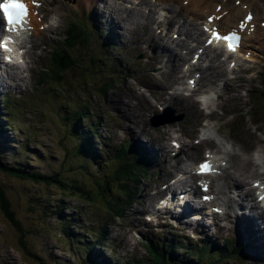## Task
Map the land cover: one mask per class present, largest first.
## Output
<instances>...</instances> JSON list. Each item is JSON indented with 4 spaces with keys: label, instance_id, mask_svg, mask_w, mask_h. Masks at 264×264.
<instances>
[{
    "label": "rangeland",
    "instance_id": "rangeland-1",
    "mask_svg": "<svg viewBox=\"0 0 264 264\" xmlns=\"http://www.w3.org/2000/svg\"><path fill=\"white\" fill-rule=\"evenodd\" d=\"M107 1L108 4L105 0H95L92 4L90 0H73L69 3L64 0L60 7L59 27L55 29L54 25L51 26L49 30L53 31H44L42 26L39 28L43 34L35 37V41L42 44L34 50L33 63L31 66L29 64L31 69L23 73L22 79L10 82L13 87L4 88L8 91L6 94L15 96L18 100L13 101L10 112L7 109L6 99L2 109L0 108V161L2 164L18 168L20 172L40 173L55 179L59 177L66 182L74 179L82 185V189L69 187L68 184L60 185L59 182L54 181H50L49 184H43L42 181L36 183L31 177L23 179L0 171V189L8 198L11 209L22 226V231L15 228L0 208V264H93L87 259L86 251L82 247L85 244L97 254L99 260L104 257L109 264L115 262L118 264L129 259L138 261L137 263L143 260L140 264H151L142 241L161 236V239L167 243L172 238V233L179 235L187 243L183 246V250L180 247L168 248L175 255V261L178 263L189 264L188 261H191L192 264H258L253 262L248 250L245 249L243 252L232 243L225 249H221L222 245L218 243L219 238L227 236L229 231L209 230L212 239L207 242L210 241L209 245L215 243L217 247L209 248V246L205 250H196L204 246L202 244L206 242V239L201 235L195 236L197 240H188V237H193L194 232L190 228L182 230L176 227L183 224L173 220L162 224L159 220L154 226L145 221L144 212L149 209V205L155 199L151 195L154 192L152 189L156 186L157 179H159L158 182L165 180V173L159 176L157 173L162 172V169L174 171L177 165L161 151L163 146L171 149L169 139L179 134L186 139L189 136H197L199 127L190 129L189 125L194 124L200 117V112L198 105H196L197 112L194 107L189 108L187 99H183L184 102L178 105L183 108L185 104L186 110L173 105L176 108L173 115L184 113L183 120L173 123L165 122L156 128L152 126L156 124L151 125L152 116L160 113L157 103L164 104L161 100H155L161 93V89L157 86L163 89L172 84L175 72L166 82L161 81L160 66L166 54L163 53L160 60L155 58L156 61H154L149 57L152 49L147 47V42L153 35H161L159 44H167L171 47L173 43L171 44L170 39L173 33H170L168 24L165 25L169 38L167 40L163 32H158L159 27H144L139 22H135L138 18L136 11L128 13L126 17L122 12L119 13L117 6L121 4V1L119 3L113 0ZM261 2L255 3L257 10L260 9ZM48 8L49 6H45V10ZM81 9L87 11L83 13L84 15L89 13L85 17L94 34L87 35L83 45H80L81 48L74 51L77 58L74 70H69L70 72H67L61 80H48L43 85H38L37 81L44 78V76L40 77L38 70L47 62L48 50L59 45L58 40L63 36L66 21H82L83 17L79 12ZM93 9H96L97 13L101 11L105 17L99 16ZM91 12H94L95 16ZM110 19H113L114 24H109ZM82 22L83 31H87L86 22ZM114 32H117V37L113 38L111 43L116 46L107 45L104 38L110 37ZM139 39L145 41L137 46ZM102 41L105 43L104 46L101 45ZM179 50L180 47L175 48V51ZM156 52H161V49L157 48ZM140 54L143 58L137 59ZM252 55L255 59L262 56L257 68L263 70L264 52L261 55L260 50H256ZM91 57L101 58V60ZM153 68H156L155 72L152 71ZM128 74L133 79L124 78V75ZM151 75L158 82L157 86L148 84L147 81L151 80ZM260 77L262 78L258 75L251 82L245 79L244 84L236 90L237 94H233L231 88L230 92L225 91L223 98L235 95V99H224V105L216 109L218 115L210 126L211 130L214 127L215 131L217 129L219 131L218 123L221 120L219 117L224 116L220 129L225 138L233 139L237 144L235 147L239 146L242 152L239 154L240 160L235 157L230 172L236 176L239 175L244 183L250 179V172H247L250 168L249 164L245 163L246 160L252 157L253 149L260 150L257 146L261 145L264 148V109L261 112L262 115L259 114L254 118L255 123L249 119L248 115L251 106L261 111L264 104V99L260 101L257 98L258 92L260 91L261 94L264 91V83L261 82ZM106 79H111L112 85L102 91L100 89ZM4 89L0 88V93ZM148 89L152 90L153 95ZM127 91L133 92L134 96L138 95L137 92L141 93L145 100L152 104L151 108L142 110V117L139 116V119L146 124L144 132L134 118L120 114L124 111L122 105L116 106L115 99L123 97L125 100H130L122 96ZM132 102L135 103L137 100ZM86 107L90 109V112L98 114L97 130L98 133H102L101 137L105 138V141H111L113 145H116L125 138L129 140L128 154L125 153L114 161V156H105L106 152L112 148H103L97 153L95 159L84 157V150L77 148L79 139L73 135L75 133L73 129H76L73 118L75 119L76 116H70V121L66 117L72 115L71 112L77 109L86 111ZM116 107H119V110ZM241 111L246 112L247 115H240L243 113H240ZM92 113H89L91 119H83L79 125H84L83 123L87 121L93 122ZM168 116L170 114L166 113L156 120L165 119ZM139 129L143 132L142 134L139 133ZM165 136L168 139H165ZM151 139L155 140L154 145L158 151H154L155 153L151 155L152 163L145 166L150 173H156L157 177L149 181L138 175L139 181L136 184H133L135 182L130 179L127 186L135 190L131 191L134 202L125 206L122 218L117 219L121 211L115 207H123L122 204H117L121 203L117 201H128V197L126 195L118 197L120 195L116 190L118 183L109 184L107 185L109 190L104 188L98 193L93 188V186L96 187L95 180L100 177L106 178V173L117 170L123 161L131 159L137 146L145 149L151 147ZM92 140L95 143L92 147L100 150L97 146L99 140L95 137ZM208 143L206 146L213 147L212 143ZM185 153H190L193 157L198 153L201 155L202 145H199V150L186 148ZM180 158H184L183 161L187 159L186 155L185 157L181 155ZM105 159L111 163L107 161L105 165ZM190 161L191 159L188 162ZM170 165L173 167L168 169L167 166ZM228 170L227 167L222 175ZM229 181L231 180L228 179L227 182ZM149 182L151 183L148 184ZM87 190H91L90 194ZM124 190L127 192L128 188L125 187ZM88 195L90 198L87 197ZM111 207L113 211L110 210ZM64 220L67 221L66 230L69 231V235L65 234V226L61 224ZM237 234L245 239L239 232ZM233 237L231 234L228 235L230 239ZM21 240L26 247L25 250L20 246ZM249 240L257 241L253 238ZM196 243H199V246H196ZM189 248L194 250L186 252ZM235 249H239L240 252ZM10 260L14 262H9Z\"/></svg>",
    "mask_w": 264,
    "mask_h": 264
},
{
    "label": "trees",
    "instance_id": "trees-1",
    "mask_svg": "<svg viewBox=\"0 0 264 264\" xmlns=\"http://www.w3.org/2000/svg\"><path fill=\"white\" fill-rule=\"evenodd\" d=\"M82 25H83V22H76L73 20H70L66 23L65 25L66 27L63 31V36L59 40V45H57L56 47H52L50 49L48 53L49 57L47 59V62L43 65L42 69L40 70L41 77L44 76V78L37 82L38 85L41 86L43 85L44 82H47L48 80H56V81L61 80L64 78V75L67 72H70L69 70H74V67L76 65V60H77L76 56L74 55V51L78 48H81L80 45H83L85 41V37L87 35L89 36V35L94 34L93 29H91V27H89L87 31H83L84 29L82 28ZM101 45L104 46L105 43H101ZM91 58H95V57H91ZM95 59L101 60V58H95ZM106 78H109V77H106ZM261 82L264 83V72L261 78ZM111 85H112L111 79H106L104 81L103 87L100 90L105 91ZM263 89H264V86H263ZM257 98L260 101L264 99V91L261 94L259 91ZM5 99L7 100V109L10 112L13 101L8 98H5ZM263 109H264V104H263V107H261V111H258L257 109H253L254 116H257L259 113H261ZM71 113L73 114L68 115L66 118L70 121V118H71L70 116L72 117L76 116L75 119L73 118V120L75 121L74 127L76 128V129H73L75 132L73 135L77 136L79 139V144L77 145V148L84 150L85 153H83V155L87 159H91V158L95 159L97 157V153L101 152V150L107 147L108 145L105 144V142L103 141H101L102 142L101 144L97 143L99 146H101L100 151L92 147V144L94 143L92 139H93V136L95 137V134H96L95 133L96 122H95L94 116L92 115V119L94 123L87 121V123H83L84 125H79L81 120L83 119L86 120L89 118L91 119V116L89 115V113L91 114L90 109L86 107V111L77 109ZM128 151H129V144L123 146L122 148H117L115 152H116L117 158H120L123 154L125 153L128 154ZM145 154H146L145 150L143 148H139L136 151V153L132 156V158L131 159L129 158L128 161H123L117 170H114V171L111 170L110 172L106 173L105 174L106 178L100 177L95 180L96 187L93 186V188L98 193H100V191L104 188H106V190H109L107 189L108 188L107 185L118 183L119 186L116 189L120 193L118 197H121L124 195L128 197V201L127 200L117 201V202H121L117 204H122L123 207L117 208L114 206L116 209L121 211L117 215L116 217L117 219L122 218L125 212L124 207L129 206L134 202V199H133L134 195L132 196L131 194V191H133V189L132 187L131 189H129V187L127 186V184L130 182V179H132L133 182H135L133 184H136V182L139 181V177L149 178V175L147 174L148 169L145 165L148 162H150V160L145 157ZM107 161L108 160L104 161L105 165L107 164ZM0 171L9 173L11 175H17L19 177H22L23 179H30L31 177L32 180H35L36 183H39L42 181L41 183L43 184H49L50 181H54V182H59L60 185L61 183L62 185L68 184L69 187H75L77 189H82V185L78 184L76 180L74 179H70L69 182H66L60 179L59 177L55 179V177H51L49 175L46 176L40 173L31 174L28 171L20 172L18 168L16 169L9 165L6 166L2 164L1 161H0ZM127 177H129V179H126ZM125 187L128 188L127 192H125L124 190ZM90 192L91 190L88 191V194H90ZM87 197L90 198V195H88ZM130 198H131V201L129 202ZM0 208L4 216L6 217V219L15 228H17L19 231H22L21 223L16 219L11 209L10 202L1 189H0ZM110 210L113 211V207H111ZM59 217H61V215H59ZM111 218L113 219L114 217H111ZM66 220L62 221L61 224L65 226V229H64L65 234L69 235V231L66 230V225H67ZM224 242L225 243L222 245L221 249H225L227 246H229L228 239H225ZM143 244L147 252V257L149 256V260L151 261V264H181L175 261V255L171 251H169L168 248L172 249V248L180 247L183 250V246L186 245L184 241L179 240L176 242L174 238H171V240L168 241L167 243L166 241L157 238L156 240H146L144 241ZM20 246L24 250L26 249L22 240H21ZM196 246H199V245H196ZM82 247L86 251L87 259L89 260V262L93 264H109L108 260H106L104 257H102V260H99L97 254H95V252L91 250V248L88 247V245L86 246L85 244ZM207 247L215 248L214 245L206 244L204 246H200L199 249H196V250H205ZM236 247L240 249L239 246H236ZM239 249H235V250H238L240 252ZM191 250H194V249L189 248V250H187L186 252L191 251ZM137 262L138 261L129 259V260L120 262L118 264H140L141 263V262L139 263ZM188 263L192 264L191 261H188ZM142 264H145V263H142Z\"/></svg>",
    "mask_w": 264,
    "mask_h": 264
},
{
    "label": "bare ground",
    "instance_id": "bare-ground-1",
    "mask_svg": "<svg viewBox=\"0 0 264 264\" xmlns=\"http://www.w3.org/2000/svg\"><path fill=\"white\" fill-rule=\"evenodd\" d=\"M106 1V4H108V1L107 0H105ZM196 1V0H195ZM242 1V0H241ZM90 2L92 3V4H94L95 3V0H90ZM212 2H213V0H210L208 3H207V5L208 6H210L211 7V5H212ZM250 2V3H249ZM247 7H249V8H253L252 7V2L251 1H248V4H247ZM200 9V8H199ZM222 10H227V18L228 19H230V20H235L236 18H238L239 16H241V14H243L244 13V10L241 8V6H238V7H236V6H234V5H231V3H230V1L229 0H227L226 1V3L224 4V6H223V8H222ZM242 10H243V12H242ZM54 11H55V13H57V12H59V8L58 7H54ZM256 13V16H255V18L253 19V21L252 22H254V23H256V25H257V29H256V32H254V33H250L249 35H247L246 37H244V41H252L254 38H255V35L257 34V33H259V34H264V27L262 28L261 26H259L258 24H259V22H260V19H264V15L263 14H258L257 12H255ZM38 16H39V14H37V15H32V21L34 20V30H33V32L31 33V35L29 36V40L26 42V44L27 45H25V47H27V49L25 50V53H26V64H25V67H23V68H20V67H16V66H11V67H8V72H4V73H1V77L2 78H10V79H12L13 81H15L16 79H22V76H23V73H25L27 70H30L31 68L29 67V64L33 61V57H34V50L35 49H37V48H39L40 47V45L42 44L41 42H38V41H35V37H40L41 36V34H43L42 32H40L39 30H38V28H39V26L40 25H44V26H46V30H48V31H53V30H49L50 28H51V26H53V25H51V24H47V25H45V23H43V22H39V21H37V18H38ZM86 25H87V27H88V29H89V26H88V24L86 23ZM59 26L57 25V26H54V28L56 29V28H58ZM123 27V26H122ZM121 33H123V32H121ZM243 40H242V46H244L245 44H243ZM151 42L153 43V45L154 46H157V42L152 38L151 39ZM30 43V44H29ZM35 43V44H34ZM18 45H21V44H17V46ZM151 45V44H150ZM22 47H24V45L22 46ZM24 47V48H25ZM258 48H259V46H257ZM261 47V46H260ZM168 51V49H167V47H164L163 46V48H162V50H161V53H165V52H167ZM155 53V52H154ZM160 56H158V55H156L155 57H154V59L156 58V59H158ZM249 59H250V61H253L252 60V56H250L249 57ZM247 66H245L244 68H246ZM20 82V81H19ZM227 83V81H225L224 82V84H226ZM16 88V87H15ZM230 88H231V90H232V93L233 94H237L236 93V87H231L230 86ZM124 95V97H127V98H129L130 100L128 101V100H125L123 97H122V99H115V101H116V106H119V105H122V108H123V112L122 113H120V114H122V115H125L126 117H132V118H134L135 119V121L139 124V126H140V128L142 129V131L144 132L145 130H146V124L144 123V121L143 120H140L139 119V116H140V114H141V112H142V109H143V107H144V104H142L141 103V101H140V99H138L137 97H135L134 96V94H133V92H130V91H127L126 93H123L122 94V96ZM229 96H230V94H229ZM240 96V95H239ZM238 96V97H239ZM132 98H134V99H136L137 100V102L136 103H133L132 101H131V99ZM227 99H235V95H232V96H230V97H228ZM218 105H222V102H218ZM116 109H118L119 110V107H116ZM117 111V110H116ZM126 117H124V118H126ZM213 117L214 118H216L217 117V115L216 114H214L213 115ZM220 119H222V117H219ZM125 120H127V119H125ZM99 123V122H98ZM207 130H208V128H207ZM140 129H139V133L140 134H142L143 132H142ZM208 131H210V130H208ZM132 132H133V130H132ZM95 138H97V140H99V144H101L102 142L101 141H103V142H105V138H103V137H101V132H99L98 133V130H97V125L95 124ZM135 133V132H134ZM99 134V135H98ZM135 135V134H134ZM136 136V135H135ZM210 143H212L218 150H219V153H221V154H223L224 156L223 157H228V158H230V157H236L238 160H240V157H239V154L238 153H234V152H230V151H225L222 147H221V145L218 143V142H216V141H214V140H211L210 141ZM183 144L184 145H188L187 143H185V142H183ZM97 146H99L98 144H97ZM139 148H143V147H139V146H137L134 150H135V153H136V151L139 149ZM190 148H192V146H190L188 149H190ZM144 150H145V152H146V154H145V157L146 158H150L151 157V151L153 150V146H151V147H146V149L145 148H143ZM151 150V151H150ZM153 152V151H152ZM112 156H114V160H117V156H116V152H108L107 153V156L106 157H112ZM220 159H223V160H225L224 158H220ZM106 160V159H105ZM187 160H189V158H187ZM245 163H247V164H250L251 163V161H247L246 160V162ZM238 169L240 170V167H238ZM181 171V170H180ZM249 173V172H248ZM234 173H230V172H228V171H226V173H225V180L226 179H231V180H233L235 183H237V184H235V185H233L231 188L233 189L234 187H237L238 186V184H240V185H242V183H244V182H242L241 183V181L240 180H238L236 177H235V175H233ZM241 174V173H240ZM246 174V173H245ZM254 180H257V178L256 179H254ZM222 187H224V186H222ZM239 187V186H238ZM198 189H196V191H197ZM133 191H135L134 189H133ZM245 195H247V194H245ZM229 206V205H228ZM238 215V214H237ZM239 216H243L242 214H239ZM258 218H259V220H260V230H257V228H256V225H255V223H254V220L252 219V217H250V216H243L242 217V220H243V223H244V227H243V231H237V232H239L240 233V235H243L244 237H245V239L243 238V237H241V236H238V239L240 240V242L242 243V244H244L245 245V249L246 250H248V252H250V256H251V259L253 260V262H256V263H258V264H264V212L263 211H261L260 213H259V215H258ZM183 224H191V223H189V222H183ZM230 225H231V227L235 230L237 227H238V224L236 223V222H231L230 223ZM241 232H244V233H242L241 234ZM239 235V234H238ZM256 239L257 241H252V242H250V240L249 239ZM224 244V243H223ZM222 244V245H223ZM229 245H230V243H228ZM247 258V257H246ZM10 259V258H9ZM15 259V258H14ZM242 261H244V259L242 258ZM9 262H14V261H9ZM115 264V263H114Z\"/></svg>",
    "mask_w": 264,
    "mask_h": 264
},
{
    "label": "snow or ice",
    "instance_id": "snow-or-ice-1",
    "mask_svg": "<svg viewBox=\"0 0 264 264\" xmlns=\"http://www.w3.org/2000/svg\"><path fill=\"white\" fill-rule=\"evenodd\" d=\"M237 4H239L240 0H236ZM0 11H2V13L5 15L6 18V23L7 24H20L22 22L21 18L23 16H26V6L25 4L19 2V0H5L4 3H0ZM212 18H210L211 20ZM246 20H251V14L246 17ZM220 39L223 40H235L236 36L232 35L230 36H221L218 37ZM10 38H5V41H0V48H3L6 51H11V49L8 48L7 46V40ZM209 43H211V41H209ZM229 48L231 49V45H229ZM231 50H235V49H231ZM209 169V165L207 163H203L200 165V171L201 173L205 172L206 170ZM259 185H257L258 187ZM205 200H208L209 197L205 196L204 197ZM261 200H264V196L260 197Z\"/></svg>",
    "mask_w": 264,
    "mask_h": 264
},
{
    "label": "water",
    "instance_id": "water-1",
    "mask_svg": "<svg viewBox=\"0 0 264 264\" xmlns=\"http://www.w3.org/2000/svg\"><path fill=\"white\" fill-rule=\"evenodd\" d=\"M180 118H181L180 116L175 117L174 119H172V121L178 120V119H180ZM157 125H158V123H157Z\"/></svg>",
    "mask_w": 264,
    "mask_h": 264
}]
</instances>
